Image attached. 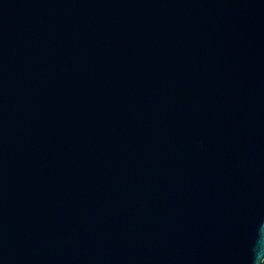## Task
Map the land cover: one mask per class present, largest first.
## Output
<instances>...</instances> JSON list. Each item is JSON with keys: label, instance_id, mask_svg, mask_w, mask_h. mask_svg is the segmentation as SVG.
<instances>
[{"label": "water", "instance_id": "95a60500", "mask_svg": "<svg viewBox=\"0 0 264 264\" xmlns=\"http://www.w3.org/2000/svg\"><path fill=\"white\" fill-rule=\"evenodd\" d=\"M264 0H0V264H256Z\"/></svg>", "mask_w": 264, "mask_h": 264}, {"label": "clouds", "instance_id": "9594fccd", "mask_svg": "<svg viewBox=\"0 0 264 264\" xmlns=\"http://www.w3.org/2000/svg\"><path fill=\"white\" fill-rule=\"evenodd\" d=\"M254 259L256 264H264V254L257 253Z\"/></svg>", "mask_w": 264, "mask_h": 264}]
</instances>
